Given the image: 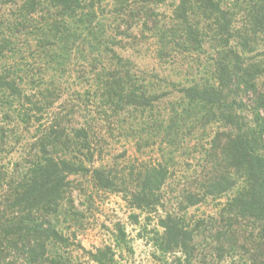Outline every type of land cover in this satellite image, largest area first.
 Here are the masks:
<instances>
[{
  "label": "trees",
  "instance_id": "16d2710c",
  "mask_svg": "<svg viewBox=\"0 0 264 264\" xmlns=\"http://www.w3.org/2000/svg\"><path fill=\"white\" fill-rule=\"evenodd\" d=\"M0 6V264H131L121 223L79 241L94 191L155 222L157 264H264V0ZM149 41L169 76L119 54Z\"/></svg>",
  "mask_w": 264,
  "mask_h": 264
},
{
  "label": "rangeland",
  "instance_id": "374dc122",
  "mask_svg": "<svg viewBox=\"0 0 264 264\" xmlns=\"http://www.w3.org/2000/svg\"><path fill=\"white\" fill-rule=\"evenodd\" d=\"M13 10L14 9L10 7L0 6V22L2 17L11 19L10 17ZM162 11L168 13L169 9L162 8ZM19 47L21 48V46ZM119 54L124 58L130 59L140 70H155L162 76L170 75L169 72L167 70L164 71L156 61L151 41L142 42L136 47H128L123 51H119ZM126 148L131 149L127 145ZM17 149L18 146L14 147L12 153L6 157L7 161H16L19 159V156L15 153ZM131 153L132 151L129 152V155H131ZM75 180L79 185L88 186L85 180ZM94 195L96 198L92 203L89 200L93 201ZM93 196L92 199H88L87 197L84 198V196L76 194V208L79 210V213L83 215L81 219L82 228L78 235V239L81 241L82 245L87 250H91L94 247L113 244L112 233L115 229L114 226L121 223L126 228L130 246L133 251L131 254L128 252L121 253L124 260L131 264H157L153 260V249L151 245L147 243L145 239L147 234L144 232L145 228H147V230L155 228V222H145V216L140 215L139 212L131 211L120 196L97 191L93 192ZM208 210L209 208H202L200 213L208 212ZM132 214L139 215L138 224L130 218ZM118 253L120 255V250H118Z\"/></svg>",
  "mask_w": 264,
  "mask_h": 264
}]
</instances>
